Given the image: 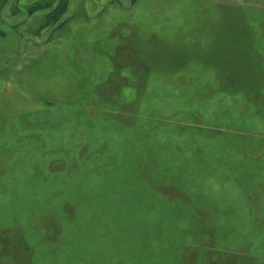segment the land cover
<instances>
[{"label": "rangeland", "instance_id": "374dc122", "mask_svg": "<svg viewBox=\"0 0 264 264\" xmlns=\"http://www.w3.org/2000/svg\"><path fill=\"white\" fill-rule=\"evenodd\" d=\"M0 264H264V0H0Z\"/></svg>", "mask_w": 264, "mask_h": 264}]
</instances>
